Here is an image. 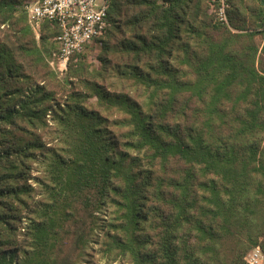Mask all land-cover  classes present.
Instances as JSON below:
<instances>
[{
	"label": "trees",
	"instance_id": "obj_1",
	"mask_svg": "<svg viewBox=\"0 0 264 264\" xmlns=\"http://www.w3.org/2000/svg\"><path fill=\"white\" fill-rule=\"evenodd\" d=\"M28 1L0 0V264H77L108 201L129 225L117 252L105 249L118 257L109 264H248L253 247L264 253V218L239 215L264 203V0H229L227 23L215 0H110L104 33L61 78L48 62L56 30L43 21L35 39ZM96 42L101 69L85 61ZM107 69L140 84L146 104L110 91ZM37 158L48 200L32 202L19 243Z\"/></svg>",
	"mask_w": 264,
	"mask_h": 264
},
{
	"label": "rangeland",
	"instance_id": "obj_2",
	"mask_svg": "<svg viewBox=\"0 0 264 264\" xmlns=\"http://www.w3.org/2000/svg\"><path fill=\"white\" fill-rule=\"evenodd\" d=\"M35 39L38 40L39 37H36L35 35ZM54 51L55 50H53L51 55L48 57V62L53 72L57 75V77L61 78L65 75L68 69V63L70 61L67 62L66 69L59 70L56 62H53V64H51L50 62L53 58ZM99 52H100V44L96 42L93 44L92 48H90L86 52L85 61L101 69V64L96 59V56L99 54ZM72 59H73L72 62H75L76 59L74 58ZM172 63L175 65H179L178 62H176L175 60H173ZM185 71L187 73L186 80H191L193 78L192 72L187 67H185ZM103 72H104V76L102 82L110 91L123 94L131 98L132 101H136L140 105L146 104L148 100L147 95L140 84L132 80L128 81L125 79H118L115 77V75H113V72L110 69H107L106 71ZM226 106L228 108L230 104L228 103ZM241 106L244 107V104H242ZM100 112L102 113V116L106 118L105 127L108 128V130H113L118 127L119 122L117 120H113V118L107 117L103 111ZM48 145L50 148L58 149V147L52 144H48ZM30 163L32 169H31L30 179L28 180V182L32 186L33 191L31 192L32 194L30 196L25 195L27 202L29 203V208H27V212H25V215L18 224L19 231L17 232L18 233L17 239L19 243L21 240H23L22 238L24 235L23 234L24 228L27 225L29 219H33L37 217V211L35 208L36 205H33L32 202L35 203L39 199L42 201L48 200L46 194L42 193L44 187H42V184L38 182L40 179H43V177H48V173L45 172V167L43 166L42 160L40 158H37L30 161ZM215 177L217 176L215 175ZM123 212L124 209L120 208L112 201H108L107 203H104L102 205H96L94 212L95 222L93 223V225H91L92 228L87 233L86 236L87 240L82 244V246L79 247V249L76 252L77 264H109V262L111 263L112 260L118 258L117 256L112 258L114 253L117 252V247L115 246V240L117 238H125L126 234L129 231V225L123 227L117 226V224H120L119 222L123 220L121 219L122 217L121 214ZM244 214H249L252 217L259 216L261 218H264V203L255 205L254 207L250 208L247 213H244V211L239 212L240 216H244ZM155 228L156 227L152 223V221L140 225V229L143 232H153ZM195 233L196 231H194V234ZM192 239H194V237H192ZM19 243L18 245L20 246ZM109 246H115L114 253L110 255V258L107 257V254L105 252V249ZM251 250H249L248 253ZM248 253L246 254L245 258L247 257ZM22 259L23 256L18 257L19 262H22ZM260 264H264V261H261Z\"/></svg>",
	"mask_w": 264,
	"mask_h": 264
},
{
	"label": "built area",
	"instance_id": "obj_3",
	"mask_svg": "<svg viewBox=\"0 0 264 264\" xmlns=\"http://www.w3.org/2000/svg\"><path fill=\"white\" fill-rule=\"evenodd\" d=\"M110 0H30L23 5L27 22L39 37L43 21L56 30L53 36L56 49L51 64L66 69L67 62L85 45L101 36L107 26V10ZM216 20L227 23L229 0H215ZM76 59V57H74ZM248 264H260L264 254L257 245L245 258Z\"/></svg>",
	"mask_w": 264,
	"mask_h": 264
}]
</instances>
